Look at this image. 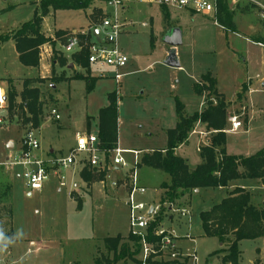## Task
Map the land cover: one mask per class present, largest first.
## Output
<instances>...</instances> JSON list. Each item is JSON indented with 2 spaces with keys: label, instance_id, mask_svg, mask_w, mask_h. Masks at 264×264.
<instances>
[{
  "label": "rangeland",
  "instance_id": "1",
  "mask_svg": "<svg viewBox=\"0 0 264 264\" xmlns=\"http://www.w3.org/2000/svg\"><path fill=\"white\" fill-rule=\"evenodd\" d=\"M40 1L0 0V9L11 7L0 14V35L12 34L31 19L40 7ZM226 1L232 18H239L238 25L246 28L253 24L256 26L255 34L264 40V0ZM237 1L249 7L250 11L242 12L236 6ZM102 7L112 9L105 3L93 1L86 10L51 9L44 18L43 33L56 39L55 48L68 58L69 64L73 63V51L65 49V46L74 34L83 32L89 35L90 40L103 38V34L97 37L93 32L94 28L100 27L103 16L109 14ZM98 8L103 15L98 13ZM92 15L97 19L92 21L89 18ZM121 16L124 26L118 44L128 56V61L119 68L120 79L114 77L115 69L110 66L100 68L91 65L89 70L77 66L71 71L69 64L60 66L56 63V73L53 74L52 60L59 54H53L50 44L40 47L39 69L26 67L19 61L13 40H0V80L15 78L11 81L20 94L25 79L34 76L43 78L42 82L34 83L40 88L44 102L42 126L33 129L40 142V149L35 153L47 158L51 148H55L58 155H67L75 145L78 133L90 132V129L98 133L99 110L108 105V93L112 91H116L119 98V136L115 146L125 149L165 147L166 130L177 122L176 98L185 104L186 111L190 113L205 107L207 90L200 95L194 88V83L202 87L203 73L216 80L214 74L218 75V90L226 96L229 117L237 116L243 123L239 130L231 131V122L228 121V152L250 155L264 146V49L259 43L225 31L226 27L217 22L214 14L182 18L170 13L171 17L165 21L164 13L157 5L132 2L121 12ZM58 31L63 34L57 35ZM177 31L181 32L183 43L177 50L181 67L174 68L166 65L164 60L171 48L166 44L167 38ZM243 32L238 29V33L245 34ZM76 72L83 77L98 78L91 92L87 91L85 79H71ZM195 79L198 81L195 82ZM239 92L241 96H238ZM202 100L203 105H200ZM52 108L57 109L60 119L52 118ZM248 111L249 120L245 125ZM2 115L5 122L0 126V169L13 181L14 240L5 242L6 247L0 251V264H94L95 258L102 253L111 256L104 241L107 236L120 234L124 237L123 241L128 242L129 208L126 201L130 169L135 166L134 154H123L129 166L117 165L111 169L105 186L108 193L97 192L94 194L96 200L89 199L93 193L91 182L81 181L80 192L77 194L73 190L77 197H81L82 206L78 208L79 199L76 202L71 197L73 184L62 186L59 190L58 180L52 175L41 190L31 191L28 188L22 177V167L12 165L9 160L21 155L23 138L27 129L32 128L7 109ZM88 120L90 127H86ZM196 135L178 151L179 155L189 160L190 167L201 161L198 151L201 140ZM211 137L210 133L204 139ZM137 171L140 184L146 187V192L138 194L137 200L160 205L154 215V230L161 227L167 232H174L179 237L183 252L195 251L199 256L198 264H223L221 256L211 255L219 247L218 240L200 237L199 214L219 203L226 196V189L203 188L193 193V201L184 198L175 204L162 205L159 184L168 175L146 166L138 167ZM116 177L123 180V185L117 189L112 184ZM240 180L251 191L252 202L263 205L264 184L257 179ZM181 208L189 209L191 215L186 217L176 210ZM169 216L174 219H169ZM177 219L193 223L190 233L185 224H178ZM31 239L42 240L40 248L30 244ZM240 249L242 257L238 264H256L258 258V264H264V242L261 239H244L240 242ZM134 257L138 260V253ZM116 264L137 262L123 258Z\"/></svg>",
  "mask_w": 264,
  "mask_h": 264
},
{
  "label": "trees",
  "instance_id": "2",
  "mask_svg": "<svg viewBox=\"0 0 264 264\" xmlns=\"http://www.w3.org/2000/svg\"><path fill=\"white\" fill-rule=\"evenodd\" d=\"M92 0H41L40 7L34 11L31 19L25 21L7 36L0 35L2 42L13 40L18 52V58L22 65L38 67L40 65V47L50 44L54 56L52 60V72L56 73V63L60 66L68 65V58L59 53L55 48L56 39L43 33L42 26L44 18L50 10H86ZM11 7L0 9V14ZM98 13L103 15L98 8ZM229 12V13H228ZM225 14V15H224ZM232 13L223 0L217 2V22L234 30ZM169 13H164L165 21L169 19ZM104 17V16H103ZM92 19L96 17L89 16ZM94 20V21H95ZM63 33L58 31L57 35ZM82 48L71 54L75 65L89 70L92 65L89 62V48L86 42L90 40L89 35L79 33ZM71 79H85L86 88L91 92L98 78H87L76 72ZM201 86L194 84L195 92L202 94L207 90L206 105L201 111L189 114L185 110V104L176 98L177 123L174 128H169L167 134V145L164 149L144 152L138 166H148L161 170L168 175V180L160 185L163 193L161 204H175L178 200L187 196L188 198L196 189L228 187L233 180L257 179L264 183V146L250 155L232 154L227 151V131L229 114L224 93L217 88V80L209 74L202 77ZM43 81V78H27L24 80L23 89L18 94L10 89L8 94V111L15 114L16 118L23 119L32 129L41 127L44 119V102L41 99V91L34 83ZM243 89L247 90L244 85ZM20 100L18 101V97ZM241 96V93H238ZM118 94L116 91L108 93V105L101 108L98 114V138L101 148L106 150L115 147L118 140L119 111ZM248 122V117L245 118ZM204 125L207 131H211L212 137L207 145H202L199 153L201 162L191 168L188 160L176 153V148L184 143L194 127L198 124ZM90 127V120H88ZM31 129H27L29 131ZM86 180L90 183L95 180H104L107 170L96 171L89 163L84 161L82 170ZM204 235L216 237L225 247L214 251V254H223V264H238L241 260L242 250L240 242L244 239L264 240V204L255 205L252 202V193L244 187L237 186L230 190L227 195L210 209L203 210L199 214ZM14 205H13V183L0 169V230L5 234V242L14 240L13 230ZM157 218L160 219V216ZM156 222L150 227V235L153 239L160 236L153 234ZM128 242L123 241L122 235L107 236L104 241L108 254L102 253L95 258L94 264H116L123 258H130L136 262L135 255L139 253L140 244L134 235L129 234ZM152 264H170L153 262Z\"/></svg>",
  "mask_w": 264,
  "mask_h": 264
},
{
  "label": "built area",
  "instance_id": "3",
  "mask_svg": "<svg viewBox=\"0 0 264 264\" xmlns=\"http://www.w3.org/2000/svg\"><path fill=\"white\" fill-rule=\"evenodd\" d=\"M105 3L112 7L111 10L103 7L107 14L102 19L100 27L93 29L97 37L103 34L102 39H91L86 42L89 48V62L96 67H113L114 77L120 79L122 74L119 73V68L123 67L127 61L128 56L123 52L118 44V37L123 30V19L121 12L126 10L129 3H147L156 4L161 7L169 9L190 10L194 13L209 15L216 11V4L218 0H92ZM264 9V6H263ZM145 24V23H144ZM146 25V24H145ZM83 33V32H82ZM264 47V44L259 43ZM79 39V34H74L68 41L65 49L73 52L82 48ZM8 107V100L4 87L0 84V124L3 123V113ZM53 119H60L61 115L57 109H51ZM231 122V131H237L243 127L241 120L237 116L229 117ZM200 123L195 126V132L200 136V144L198 150L202 145L209 143L205 136L211 131H203L197 129ZM226 129V131H230ZM193 131V130H192ZM31 129L26 132L23 138V150L20 156L10 157L9 163L22 167V177L26 185L31 191H39L43 188L44 183L54 174L60 178V184L63 186L66 183V176L64 171L76 166L77 164H84L86 160L89 165L96 171H104L111 167L120 165L128 167L129 163L124 158V153L131 152L134 154L135 166L130 169V184L127 194V205L129 208V230L132 235L137 237L140 250L138 253L137 264H152L153 262L170 264H198L199 256L194 252L185 253L180 248L178 243V236L173 232H167L164 228L154 230L153 234L160 236L158 239L151 238L150 227L155 221L154 215L158 212L160 205H150L137 200L138 194L146 192V187L140 184L138 177V164L140 161L139 150L124 149L119 145L112 149L106 150L101 148L98 133L86 132L78 133L76 136V143L70 149L67 155H58L55 157L43 158L35 153L40 149V142L33 134ZM184 216L189 217L191 212L189 209H176ZM192 260V263H191ZM231 264V263H229Z\"/></svg>",
  "mask_w": 264,
  "mask_h": 264
},
{
  "label": "crops",
  "instance_id": "4",
  "mask_svg": "<svg viewBox=\"0 0 264 264\" xmlns=\"http://www.w3.org/2000/svg\"><path fill=\"white\" fill-rule=\"evenodd\" d=\"M235 1V0H234ZM218 2V1H217ZM223 2L225 3V4H227V2L228 1H226V0H223ZM238 3L236 4V6L239 8V9H241L242 10V12H247V11H250V9H249V7L247 8V7H245L244 5H243V3L240 1H237ZM247 3V2H246ZM147 4V3H146ZM150 5H156V4H150ZM158 7H160V9L162 10V12L163 13H169V15H170V13H176L177 15H179L180 17H185V16H187V15H189V16H193V15H195V14H198V13H194V12H192V11H190V10H180V9H169V8H166V7H161V6H159V5H157ZM228 7V6H227ZM103 8V7H102ZM174 11V12H173ZM212 15L214 14V16H215V18H217V4H216V11H214L213 13H211ZM211 14H209V15H211ZM203 15V14H202ZM209 15H203V16H209ZM225 15V14H224ZM169 17H171V16H169ZM232 21H233V23H234V26H235V29L234 30H229L228 28H226L225 29V31H227V32H232V33H234V34H236V35H238V36H241V37H243V38H245V39H249V40H252V41H254L255 43H264V40H261V39H259L258 38V36L255 34V32H256V29H255V27L256 26H254L253 24H250V25H248V27H246V28H243V26H239L238 24H239V18H232ZM147 24L146 22H143V24ZM239 27V28H238ZM228 29V30H227ZM238 29H241V30H243L244 32L243 33H245V34H240V33H238ZM180 34H181V32H180ZM181 38H182V43H183V36H182V34H181ZM14 42V41H13ZM167 44V43H166ZM14 45H15V42H14ZM167 45H169V44H167ZM182 45V44H181ZM260 45V44H259ZM169 46H171V45H169ZM180 46V45H179ZM261 46V45H260ZM171 48H172V46H171ZM170 48V49H171ZM16 49V48H15ZM177 50H178V47L176 48ZM231 49H233V48H231ZM262 49H264V47L262 46ZM170 51V50H169ZM169 51H168V53H169ZM16 52H17V50H16ZM168 53H167V55H166V57L168 56ZM17 56H18V52H17ZM166 59V58H165ZM180 61V60H179ZM40 64H41V60H40ZM69 64V63H68ZM180 64H181V62H180ZM24 66V65H23ZM26 67H30V66H26ZM41 67V65H39L38 67H33V68H37V69H39ZM68 67L71 69V71H74V69L76 70V68H77V65H75V63H70L69 65H68ZM74 67V68H73ZM80 67V66H79ZM181 67V66H180ZM208 72H211V71H208ZM206 73H203V74H201V77H203L204 75H205ZM214 74V73H213ZM215 76H217V88H219L218 87V75L217 74H214ZM30 78H37V76H34V77H30ZM11 79H13V80H16L15 78H4V79H1L0 80V84L4 87V89H5V92H6V96H7V100H8V94H9V91H10V89L12 90V89H14L15 90V87H14V85H13V83H12V81H11ZM198 81V79L196 80L195 79V82H197ZM24 83V82H23ZM195 84V83H194ZM263 84V83H262ZM22 89H23V86H22ZM22 89H21V91H22ZM249 89V88H248ZM219 91L220 92H222L220 89H219ZM249 91V90H248ZM247 91V92H248ZM223 93V92H222ZM247 96V95H246ZM203 99V98H202ZM247 99V98H246ZM19 101V100H18ZM8 104H9V100H8ZM200 105H203V100H202V103L200 102ZM185 110H186V107H185ZM202 109H200V110H198V111H201ZM7 111H8V109H7ZM9 112V111H8ZM187 112V111H186ZM187 113H189V114H192V113H190V112H187ZM194 113V112H193ZM13 114V113H12ZM13 116H15V114H13ZM248 120H249V111H248ZM5 122V120L3 121V123ZM177 123V122H176ZM248 123V122H247ZM247 123H245V125L247 124ZM2 124V123H1ZM0 124V126H2ZM231 124V123H230ZM42 126V125H41ZM175 126H176V124H175ZM174 126V127H175ZM86 127H88V126H86ZM174 127H172V128H174ZM169 129V128H168ZM167 129V130H168ZM197 129H199V130H203V131H205L206 130V128L204 127V125H202V124H199V126L197 127ZM167 130H166V132H167ZM90 132H91V129H90ZM98 132V131H97ZM197 133L195 132V127H194V129H193V131L190 133V135H189V137H188V139L184 142V143H182V144H180L177 148H176V153L177 154H179L178 153V151H179V149H182L185 145H186V143L193 137V136H195ZM119 136V135H118ZM198 138H200V136H199V134L198 135H196ZM73 147V146H72ZM71 147V148H72ZM166 147V146H165ZM165 147H162V148H145V149H140V148H138V149H134V150H141V154H143L144 152H149V151H153V150H155V149H164ZM125 149V148H124ZM127 149V148H126ZM144 151V152H143ZM199 151V150H198ZM228 151V150H227ZM57 151H56V149L55 148H51V150H50V152H49V154L46 156V157H55V156H58V154L56 153ZM40 156H42V154H39ZM140 158H141V155H140ZM201 158V157H200ZM187 159V158H186ZM188 160V159H187ZM201 162V161H200ZM199 162V163H200ZM188 163H189V160H188ZM198 163V164H199ZM190 165V164H189ZM142 167H144V166H141V167H139V168H142ZM146 167H148V166H146ZM83 168H84V164H77L76 166H74V167H71V168H69V169H67L66 171H64V173L63 174H65V176H66V183H65V185H63V186H66L67 184H73V187H71L70 188V191H71V197L77 202V200L79 199V202H77L78 204H77V207L78 208H80L81 206H82V203H81V197H77V192H80V189H81V186H82V184H83V182H81V181H84V182H86L87 180H86V176L83 174V172H82V170H83ZM113 167H111V168H109V169H107V175H106V178L104 179V180H95V181H93V182H91V184L93 185V193H92V195H90L89 196V199L91 198V200H93V198H94V194H97V192H105L106 191V185H107V178L109 177V173H110V171H111V169H112ZM191 168H194V167H191ZM79 170H80V172H79ZM52 176H54L57 180H58V184H59V190H61V187H62V185L60 184V178L58 177V176H56V175H54V174H52ZM81 178V179H80ZM169 178H166V179H164L163 181H167ZM163 181H161L160 182V184H159V186L161 185V183L163 182ZM259 181V180H258ZM113 183V186H114V188H119V186H122L123 185V180L122 179H120V178H115V179H113V181H112ZM260 182V181H259ZM12 183H13V181H12ZM262 184H264L263 182H261ZM237 186H240V187H244V188H246V189H248V187H247V185H245V184H243V183H241V180L240 179H237V180H233L231 183H230V185L228 186V187H222V188H224V189H226V195H227V193L230 191V190H232V189H234L235 187H237ZM161 188V187H160ZM76 190V193L77 194H75V193H73V190ZM162 190V189H161ZM249 190V189H248ZM199 191H201V189H199L198 191H194L195 193H197V192H199ZM107 192V191H106ZM108 193V192H107ZM162 193H163V190H162ZM192 196H193V194L191 195V197L190 198H188L187 196H185V197H183L182 199H184V198H186V199H189V200H191V201H193L192 200ZM225 197V196H224ZM78 198V199H77ZM95 199V198H94ZM181 199V200H182ZM96 200V199H95ZM98 200V199H97ZM181 200H178L177 202H179V201H181ZM192 204V203H191ZM169 208H172V207H169ZM171 216H169V219H171L170 218ZM172 219H174V217L172 218ZM171 219V220H172ZM177 222H178V224H180V225H182V224H185L187 227H188V229H189V233H190V229H192V224H188L189 222L187 221V219H183V220H178L177 219ZM189 227H191V228H189ZM201 227H202V225H201ZM129 231V230H128ZM200 237H203V238H214V239H217L218 240V245H219V247H218V249H220L221 247H223V243L221 242V241H219V239L218 238H216V237H207V236H205L204 235V232H203V229H202V232H201V234H200ZM261 240H262V242H264V240L262 239V238H260ZM256 240H259V239H256ZM42 240H34V239H31L30 240V244H32V245H37V249L38 248H40V246L42 245ZM178 243H179V246H180V248L183 250V248H182V246H181V244H180V241H179V237H178ZM59 247V246H58ZM224 247H225V245H224ZM217 249V250H218ZM214 251H216V250H214ZM214 251H212V253L214 252ZM214 255H219V256H221V258L223 257V254L222 253H220V254H214ZM213 255V256H214ZM211 256V255H210ZM242 257V256H241ZM207 262H208V260H207ZM258 263H260V259L258 258L257 259V261H256V264H258Z\"/></svg>",
  "mask_w": 264,
  "mask_h": 264
},
{
  "label": "water",
  "instance_id": "5",
  "mask_svg": "<svg viewBox=\"0 0 264 264\" xmlns=\"http://www.w3.org/2000/svg\"><path fill=\"white\" fill-rule=\"evenodd\" d=\"M166 43L171 45L172 48L170 49L168 56L164 60V63L166 65H169V66L174 67V68L180 67L181 64H180L179 58L177 56V49H176L179 45L182 44V38H181L180 31H177L175 34L168 37ZM262 85L264 86V82ZM11 146L12 145H10L9 147H11ZM198 190L199 189H196V191H198Z\"/></svg>",
  "mask_w": 264,
  "mask_h": 264
},
{
  "label": "clouds",
  "instance_id": "6",
  "mask_svg": "<svg viewBox=\"0 0 264 264\" xmlns=\"http://www.w3.org/2000/svg\"><path fill=\"white\" fill-rule=\"evenodd\" d=\"M5 240L6 237L4 232L0 230V251H2L6 247Z\"/></svg>",
  "mask_w": 264,
  "mask_h": 264
}]
</instances>
